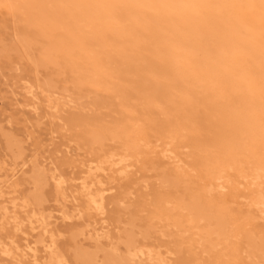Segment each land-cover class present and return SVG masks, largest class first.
Listing matches in <instances>:
<instances>
[{
  "label": "bare ground",
  "instance_id": "1",
  "mask_svg": "<svg viewBox=\"0 0 264 264\" xmlns=\"http://www.w3.org/2000/svg\"><path fill=\"white\" fill-rule=\"evenodd\" d=\"M7 1L15 4H20L22 6L24 18L20 20V23L23 22L24 27L27 28L26 33L23 32L26 35V38L23 41L25 44H29L33 41L39 42V64L47 65L48 63L50 67L51 65H56V68L54 66L53 67L56 69L58 77L60 75V78H63L61 76L64 75V72H60L59 66L62 65V68L67 67L69 72H71L67 79H65L64 77L65 81L63 80V84L61 85L56 83V80L54 81L53 78L50 79L51 77L47 78L42 83V85H40L43 86V90L41 89L42 91L48 92L47 101H45L48 102V105L51 108H53L56 115L57 112L61 111L62 109L71 111L70 113L69 111H64V113H67L66 118H64V121L62 119L59 120H62L61 123H63L64 125L67 124L68 128L69 126L74 127L75 129L77 128V130L79 128L77 133H75L74 135L76 139L74 140L77 141L81 139L82 141L84 140L83 142H85L86 144L89 143L91 147H96L97 150H94L95 153L93 154V157L91 159L92 163H90L88 169L93 166V170L104 172V164L108 166H114L121 163L124 164L128 158L127 155L123 152V154H120V149H116L117 147H120V144L117 142L119 146L116 144L115 146L117 147H114L111 145V143H108L110 146H107L104 144V141L107 139H112L115 143V141L117 140L124 139V150L129 148H136L137 146H139L140 141H144L147 138L144 137L143 139L142 137H139V139L136 140L137 137L135 139L132 138L133 131L137 130L136 132H138L139 129L141 130L142 127H136L138 122H142L143 124L148 123L149 125H147L150 128L152 125L155 129L161 130L163 132L167 131L166 135H164L168 138V141H165V145L160 149V151L162 152L161 156L165 157L166 159H172L174 150H176L175 147L178 144V137L181 139L179 140L181 142L179 144L180 147L187 146L188 144L196 146L198 153L201 154L199 155L197 153V160L194 161L195 158H193V160L191 161H193L194 163L197 162L196 166L199 168L203 167L204 165L207 167V172L202 168L201 169L203 170V173L206 172L205 177L208 176L207 178L210 179L208 181L206 189L209 192H207L208 194L212 192V186H215L218 191L223 192V190L226 188L225 183L229 181L227 178L228 174H225L224 172H228L230 170L235 171L237 165L239 166L245 163L247 165V170H238L240 167H237V172H235L238 178L235 177V183L233 181L232 183L233 185H236V182L237 184H241L242 180H250L253 184L257 182L259 191L250 200L252 201V205L250 204V206L255 207V209L258 210L259 216L262 218V220H264V155H262L264 154V98H262V92L257 89V86L255 84V78H264V69L251 73V77L247 79V82H242V77L237 75L235 70L228 69L230 64L229 60H227L225 57L222 58V56L228 54L226 55L228 57L230 53L236 51L238 41L240 39L239 36L236 35V32L238 30L237 28L239 26H246L245 21L248 16H259L261 25H264V0H201L198 7H207L214 13L216 10L223 9L227 13H225V15L227 16H221L223 19L219 17V19H221L219 20L214 15H210L207 21L205 20L207 18L203 17L206 22L203 23L200 28H190V30H188L185 25L192 12H190V15L183 14L178 16L177 14L174 19L166 17V19L161 18V20L157 21V18L150 19L149 17L150 20L148 19L145 22L142 19V21L139 22L140 28L138 30H135L134 24H136L138 20H140V18L144 16L145 13H147L144 12L143 9L142 10L144 13L138 11L142 14L140 15L137 11H132L137 10L136 8L132 10H129V8L115 11L110 10L111 4L118 0H76L81 6H83V8H81L82 16L87 15L90 6L89 4L95 3L98 10V17L100 19L99 24L103 27H106L108 30L111 29L113 33L111 38H108V36L110 37V35H108L109 32H107V37L101 35V37L99 38L91 39L87 42V45L75 48L77 52H74L73 54L71 52L72 49L68 47L71 44H67V48L68 50H70L65 51V56L62 54V51L65 50V45L63 44L64 42L62 43L61 41H58L57 38L55 39L56 35L53 34V30H55L56 28H60L61 23L59 21H56L54 17H51L52 13H54V11H52L54 7H50V2L52 0ZM125 1L129 5L137 4L140 7H147L149 16L150 13H153L155 17L157 16L155 12L157 10H160L163 4L166 5L167 9V7H174L175 5L177 6V4L186 2V0ZM193 1L195 2V0ZM189 6H187V8ZM178 7L175 11L176 13H178ZM213 12H211V14ZM72 13L74 14V12H71V14ZM70 15H68V17H70ZM159 15L161 16V13ZM166 15L168 16L169 13H167ZM135 18H137L138 20H136ZM30 21H32L31 23H33L32 26L28 25ZM90 26L91 25H89V27ZM158 28H162V31H165V33H156ZM86 30L90 31L88 27ZM133 33H137L135 36V41H131V43L129 44V36ZM244 36L247 35L245 34ZM127 43L130 46V50L127 55L123 56V54L121 53L125 51L123 50V48ZM118 45H123L121 46L122 49L120 46L119 48H116L120 49L119 51L114 49ZM206 52H211L212 57L209 56L210 53L208 56L204 55V53ZM61 54L63 55L62 57H64V65L59 64V66H57L58 62L56 63L55 59L57 58V55L62 59V57L60 56ZM82 55L85 56L84 60H82V58H84V56ZM116 56H120L121 58L117 59L115 58ZM262 66L260 65V67ZM251 67H253V65ZM210 75L212 79H210ZM118 80H121L123 82V85L116 83ZM35 89L30 84V86L26 89V93L35 98L37 97V92L35 91ZM102 92H105L106 96L103 97V99L100 98V100L99 94L100 97H102ZM52 94H59V97L53 96ZM29 103H27L26 105L31 107L30 110H32L33 113H36L38 111L37 100L33 99L31 103ZM113 104H117L115 106L119 105V112L126 111L125 116H121L120 113L116 111L117 109L114 110V108H112V106H114ZM98 106H102V108L99 107V111L95 110L94 112L90 111V113H81V111L85 108L92 110L94 107ZM110 106L112 109L110 108ZM103 108L104 110H102L103 112H101V109ZM115 113L117 114L118 118H115ZM37 114L40 113L38 112ZM113 114H115V120L113 119ZM144 115H148L149 117L147 116L148 119H144L141 121L140 118ZM110 117H112L111 120H109ZM143 130L145 129L143 128ZM30 135L28 136L30 137ZM26 139L29 138L27 137ZM112 140L111 142H113ZM247 142L251 144V150L248 149L250 146L246 148ZM81 144L83 145L82 142ZM104 145L105 147H103ZM144 146L145 145H143V147ZM91 147L89 146L90 149ZM197 156L200 157L201 160H199ZM173 157L176 158V156ZM189 157L190 156L188 155V158ZM192 157H194V155H192ZM183 159L181 160L183 161ZM2 162L0 163L1 212L5 211L6 208L4 197L6 195V187L14 181L18 174L24 172V168L22 170L19 169L16 160L15 162ZM198 164H200V166ZM179 166H177L178 169ZM196 166L194 167L197 168ZM176 171L173 170V173H175ZM165 172H163L162 169V172L159 171V174H157L159 182L158 184L160 185L161 181V184L164 185L166 190L168 189L167 187H176L174 188V193H178L182 190V192H180L181 196L179 195V193L177 195H173L172 192L171 195H162L155 197L156 206H158V208L163 207V210L164 208L166 209L167 207H169V204H171V208L166 210L169 213L173 211L172 213L175 212L176 214V219L173 221V224L171 222V227L176 228V231L178 230L179 232H181V235L183 234V232L187 233L192 230H198L196 234L200 236L198 238H200L201 241H199V239L197 241L196 239L197 244L195 242L196 246L194 249L196 250V247H198L200 248L201 253L205 254L215 252L220 244L216 242V240L218 241V239L225 237L226 224L229 220L233 219V216H229L231 215V212L228 215L229 209L227 210L224 206L215 208L213 207L214 205L212 206L211 204L207 206L200 205V201L197 200L199 198L195 196V194L193 196V193L195 192L192 193L190 191V193L188 191L190 187H188L189 184L188 186L187 184H184V179L182 180L184 185H179L181 183L180 182L178 184L180 180L179 177H170ZM187 174L181 175V178H184L183 176ZM192 175L193 173L190 176ZM44 176L46 175L39 172L33 174V176L31 177L37 184H39L40 189L46 182ZM49 178L51 179L54 188L58 189L59 191L63 190L62 185H64L65 180L61 176V174L58 173V171L54 170ZM177 178L179 179L176 180ZM80 185L85 194V197L88 199L91 205V208L94 209L97 215L104 216V190L100 189L99 191L92 192V185L85 182L84 180H81ZM160 186L161 188L163 187L162 185ZM178 186L179 188H181V190L179 189L180 191L177 189ZM174 189L171 190L174 191ZM143 190L145 191V189ZM187 191L188 193H190L189 195H187L189 197L188 202L187 199L185 200L183 198V195L186 194L184 192ZM182 193L184 194L182 195ZM149 195L151 194L149 193ZM38 197L40 199L38 200L42 201V195ZM153 209L154 208H151V211ZM160 212L161 210L157 212V214H159ZM169 213H166V215L169 216L170 214H172ZM130 214L131 212L128 214L129 217H127V220L128 218H130ZM25 215L28 223L30 224V229H33V218H37V214L33 213L32 215ZM182 215L187 216L188 225L186 224V229H184L183 225H181L185 222L184 221L181 223L180 219H183ZM42 216L38 217L36 220L38 221L37 224L39 226L43 225V233L45 234L49 232V228L45 217ZM11 217L12 219L10 220L15 223V228L26 235V233L24 231H21L20 229L22 222L24 223L23 219H18V215L16 214H13V216ZM137 217L131 215V221L129 223L127 221L128 224H126L125 221L126 232L124 233V229L122 230V233L121 231L119 232V234L121 233L120 237L122 234L125 235L122 237V244L119 243V245L121 244L124 248L123 253H120L118 251L117 242L115 246L109 247L110 249H104L105 247H103V249H99L100 246L97 245L99 248H96L95 252L97 254L99 252L102 254V258L100 259V261L102 260L101 264H136L140 262L139 259L142 260L143 258H146L154 262L155 264H179L173 262L171 258H166L164 255L165 253L173 255L172 248H167L166 252L163 254L164 256H162L161 250L158 247H152L151 243L150 246L148 245L147 241L150 240V235L153 234V232L156 234L154 230L155 226L151 221L145 222L144 225L142 224L143 222H139V224L137 225V219L139 220L140 218L139 216ZM9 218L10 216L7 215L6 211L1 214L0 230L10 221ZM68 218L71 217L63 213V219ZM173 218L174 217H172V220ZM135 220L136 222H134ZM202 223H204L207 227L200 230L198 227ZM167 225L170 224H165L164 229H166ZM80 229L82 230V228ZM162 229L163 227L161 228V230ZM170 230H167V232ZM78 231L80 232L79 229ZM170 232H168L169 236ZM73 234H75V232ZM98 234L94 235L98 236ZM119 234L117 233V239L119 237ZM247 237L248 236H246L245 238V247L247 249L245 251H248L249 253H247L248 258L250 257V260L252 259L251 261H249V263L252 262L251 264H258V259H264V236H262L261 234L255 237L253 235L249 236L248 238ZM54 238L50 237L47 242H42L44 243V247L49 248V250L47 251V258L46 256L43 257L45 259L42 258L44 262L43 264H69L65 256L59 253L61 250L57 251ZM39 240H42V238H39ZM113 243L114 242H112V245H114ZM182 243L185 242L183 241ZM35 244L36 243L33 241L25 242V245H23V247L21 248L20 245L17 244L14 240L9 243H5L0 237V246L2 247V253L4 255L12 257L14 261L12 262V264L24 263L23 261H20V259L16 258L18 253L26 255V257H29L31 259L34 258L33 260L35 261V256L38 250V248L36 247L37 245ZM190 246L191 245H189V247ZM195 250L192 251L195 252ZM26 251L29 253V255L26 254ZM186 251H188V249ZM97 254L89 253L86 251H78L75 253L76 259L79 260L81 264H95L96 258H98ZM192 254V256L187 257L180 263L201 264L198 253L197 255H195L196 253ZM231 257V259L233 260L236 259L235 254H232ZM100 261L97 264H100ZM230 261L231 260H229V262ZM234 262L235 261H233V263ZM30 263L31 261H29V264Z\"/></svg>",
  "mask_w": 264,
  "mask_h": 264
},
{
  "label": "rangeland",
  "instance_id": "2",
  "mask_svg": "<svg viewBox=\"0 0 264 264\" xmlns=\"http://www.w3.org/2000/svg\"><path fill=\"white\" fill-rule=\"evenodd\" d=\"M200 1L201 0H195L194 2L193 0H186V2L184 3L182 2L180 4H177V6L175 5L174 7H167V9H166V5L163 4L162 8L163 7L164 8L163 9L161 8L162 9V10L160 9L161 11L157 10L155 12L157 14L156 17L153 13H150L149 16L147 7L144 6L140 7L137 4L129 5L125 0H118L112 3L110 10L115 11V10H122L124 8L125 9L129 8V10H132L136 8L137 10H132V11H137V12L140 11L142 13L147 12L145 14L148 15L146 16L144 14V16L140 18V20L135 18L136 20H138V22L134 24L135 30H138L140 28L139 22H141L142 19L145 22L149 19V17L150 19L157 18L158 21L161 20V18L166 19V17L170 19H174L177 16V14L178 16L183 14L190 15V12H192L191 16L189 17L185 25L186 28L190 30V28L192 29L200 28L201 25H203V23H205L208 20L210 15H214L218 19L219 17L222 18L227 16L225 15L226 12L223 9L216 10L214 13L212 10L210 11L207 7H198V5H200L199 4ZM193 3L196 5H194ZM50 5H51L50 7L52 8L54 7V9L52 10L54 11V13H52L51 17H54L56 21H59L61 23V27L53 30V34L56 35V37L54 36L55 39L57 38L58 41H61L62 43L64 42L63 44L65 45V50L62 51L63 52L62 54L64 56H65L64 54L65 51L70 50V49L68 50L67 44L69 45L71 44L68 47L72 49L71 52L73 54L74 52L75 53L77 52L75 48L87 45V42L90 41L91 39L99 38L101 37V35L107 37L106 34L107 32L109 33L111 32L110 34L108 33V35H110V37L108 36V38L112 37V33H113L112 30L111 29L108 30L106 27H103L99 24L100 19L98 17V10L95 3L89 4L90 5L89 11L87 12V15L84 16L81 15L82 13L81 8H83V6H81L76 0H67V1L52 0L50 2ZM187 6L189 7L187 8ZM177 7H178L177 10L178 13L175 12ZM142 9L144 10V12ZM71 12H74V14L73 13L71 14ZM140 12L138 13L142 15ZM166 12L169 13L168 16L166 15L167 14ZM211 12L213 13L211 14ZM160 13L162 17L159 15ZM23 15L24 13L22 10V6L20 4H15L7 0H0V161L1 162L3 161L2 163H4L11 161L15 162L16 160L19 169L22 170L24 168V172L18 174L17 177L14 179V181L10 183L5 189V194H6L4 196L6 203L5 211L7 215L10 216L9 220L12 219L11 216H13V214L18 215V219H23L24 223L22 222L20 229L21 231H24L26 233L25 235L23 232H20V230H17L15 228V223L10 220L2 228L3 230L2 229L0 230V237L5 243L6 242L9 243L14 240L17 244L20 245L21 248L23 247V245H25V242L33 241L36 243L35 245H37L36 247L38 248L37 254L35 256V261L33 260L34 258L31 259L21 253H18L16 258L20 259V261H23L26 264H29V261H31L30 264H43L44 263L43 259H45L43 257L46 256L47 258L48 256L47 251L49 250V248L44 247L43 244L47 242L50 239V237L54 238V236H55L54 240L56 242L57 251L61 250L59 253L65 256L69 264H81L79 260L76 259V255H75V253L78 251H86L89 253L97 254L95 252V249L99 248L97 245L100 246L99 249H103V247H105L104 249H106L115 246L117 242L118 251L120 253H123L124 248L121 244L123 242L122 237L125 235L122 234L120 237V234L122 233L123 229H124L123 230L124 233L126 232L125 221L126 224H128L131 221V215L132 216L134 215L135 217L137 216L140 217L139 220L137 219V225L139 224V222L140 223L143 222L142 223L143 225L145 224V222H149V221L153 222L155 226L154 230L156 234L153 232V234H151L153 236L150 235L151 238L149 237L150 240L148 238L149 241H147V243L149 246L151 243L152 247L155 246L154 248L158 247L161 250L162 256L165 255L166 258H171L173 262L183 264L180 262H182L187 257L192 256L193 255L192 253L194 254L196 253L195 255H197L198 253L201 264H230V263L251 264L252 262L249 263V261H251L252 259L250 260V257L248 258L249 253L248 251H245L247 250L245 247V238L246 236L249 237L251 235L255 237L257 235L262 234V236H264V220H262V218L259 216L258 210L255 209V207L250 206V204L252 203V201L250 200L259 191V188L257 186V182L253 184L250 180H242L241 184H237L236 182V185L235 184L233 185L232 183V181L234 182V178L237 177L236 174L237 167H240L238 170L242 169V171L244 170L246 171L247 165L245 163L239 166L237 165L235 170L236 172L234 170L228 171L229 173L224 172L225 174H228L227 178L229 180L228 182L225 183L226 188L223 190V192H220L215 188V186H212L213 190L212 192H210V194H208L209 192L206 189H207L208 181L210 179L207 178L208 176L205 177V174L207 172L206 171L207 167L205 165L201 167L204 171H206L205 173H203V170L196 166L197 162L194 163L193 161H191L193 160V158H195L194 161H196L197 160L196 155L201 154L198 153L196 146L193 145L195 147L194 148L192 144L190 145L188 144L187 146L180 147L179 144L181 142L179 140L181 139L178 137L177 138L178 144L175 147L176 150H174V155H173L176 156L177 159L173 156L172 159H166L165 157L161 156L162 152L160 151V149L165 145V141L166 142L168 141V138L165 137L167 131L163 132L161 130L155 129L152 125L150 128L148 126L149 125L148 123L147 125V124H143L142 122H138L136 127L137 128L142 127V128L141 130L139 129L138 131L139 133L136 132L137 130L133 131L132 138L135 139L137 137L136 138L137 140L139 139V137H142L143 139L145 137L148 140L145 139L146 141L145 140L140 141L141 145L139 144V146H137L136 148H129L124 150L123 148L124 139L117 140L115 141V143L112 139H107L105 140L106 142L104 141V144L107 146H110L109 145L110 143L114 147H117L115 146L116 144L118 146L120 144L121 148L117 147L116 149H120V154L124 153L127 155L128 158L124 164L121 163L122 165L116 164L114 166H108L104 164L103 168L105 167V170L108 168L106 171L104 170V172L99 170L98 171L93 170L94 169L92 168L93 166L91 167L92 169L91 168L88 169V166L90 165V163H92L91 159L93 157V154L97 150L96 147L92 146L93 147L92 148L89 143L86 144L85 142H83L84 140L82 141L81 139L75 141L76 139L74 135L75 133H77L79 128L78 130L77 128L75 129L74 127L71 126H69L68 128L67 124L64 125L63 123H61L62 120L64 121V118H66L67 116L66 112L69 111L70 113L71 111L62 109L61 111L57 112L56 115L53 108H51L48 105V102H46L48 92L42 91L43 86H41L42 83L47 78L50 77H51L50 79L53 78L54 81L56 80V83L61 85L63 84V80L65 81V79L69 77V74L71 72H69L67 67L62 68L61 64L64 65V59H63L64 57H62L63 56L62 54L60 56L62 57L63 60L60 57H58V55L55 60L56 63L58 62L57 66H59V64L61 65L59 67H60V72H64V75L61 76L63 78H60V75L58 77L56 73L57 71L55 69L56 65H51L50 67L48 63L47 65L39 64L38 62L39 59L38 50L40 45L39 42L33 41L30 42L29 44H25L23 41L26 38V35L23 32L26 33V29H27L26 27H24L23 22L20 23V20L24 18ZM68 15H70L71 18L68 17ZM203 17L207 18L205 19L206 21L204 20ZM31 22L32 21H30L28 25L32 26L33 23ZM81 23L84 24L82 25ZM245 23L246 26H239L237 28L239 32L237 30L236 35L239 36L240 39L238 41L236 51L230 53L228 57L226 56L228 54L222 56V58L225 57L230 62L228 69L235 70L236 74L242 77L241 78L242 82H247V79L251 77V73H254L258 70L261 71L262 69H264L262 68L264 67L262 66L264 65V25H261V21H259V16H248ZM196 24H197V28H196ZM89 25L91 26L89 27ZM87 27L90 29V31L86 30ZM160 32L165 33V31H162V28H158L156 33L159 34ZM78 34H80L81 36ZM136 34L137 33L135 34L133 33L129 36L130 38L129 44L131 43V41H135ZM245 34L247 36H244ZM60 37L62 40L60 39ZM67 41H69L70 43ZM129 44L127 43L126 45H124L123 50H125L126 52L124 51L123 53H121L123 54V56L128 54L130 50ZM119 46L121 47L123 45H118L114 49L119 51L120 49H116L119 48ZM256 51L259 53H257ZM204 55L206 56L209 55L210 57H212L211 52H206L204 53ZM115 58L120 59L121 57L116 56ZM84 59L85 56L84 58H82V60ZM259 63L262 67H260ZM252 65L253 67H251ZM260 78L261 77L255 78V84L257 86V89L260 92H262L261 94L262 98H264V83H262L264 82V78L261 79ZM210 79H212L211 75H210ZM116 83L123 85L122 84L123 82L121 80H118ZM30 84L34 87V89L36 88L35 91L37 92L36 96L38 98L37 97L34 98L30 96V94L26 93V89L30 86ZM101 94L102 97H100L99 94V99L100 98L103 99V97L106 96L105 92H102ZM52 95L59 97V94H52ZM27 97L28 98L31 97L32 100L33 99L37 100L38 111L36 113H33L32 110H30L31 107L26 105L31 100V98L28 99ZM115 105L112 106V108H114V110L117 109L116 111L119 112L120 111L119 105L118 106ZM99 107L100 106L94 107L92 110L85 108L81 111V113L82 114L86 112L90 113V111L94 112L95 110L98 109L100 110V108H102V106L100 108ZM86 109H88L89 111ZM102 110H104V108L101 109V112H103ZM64 111L66 112L64 113ZM38 112L40 114H37ZM119 113L121 116H125L126 111H121ZM115 114H113L114 120L115 118H118L117 114L115 117ZM147 116L148 115L141 116L140 120L142 121L144 119L145 120L148 119L149 116L148 117ZM59 119L62 120L60 121ZM111 119L112 117L109 118V120ZM143 128L145 130H143ZM28 135H30V137ZM27 137L29 139H26ZM111 140L113 142H111ZM81 142L83 143V145L81 144ZM142 143L143 145H145L144 147ZM105 145L103 147H105ZM89 146L91 147V149L89 148ZM251 147H252L251 144L247 142L246 148L251 150L252 149ZM191 154L194 155V157H192ZM188 155L190 156L189 158ZM197 158L201 160L200 157L197 156ZM181 159H183V161ZM192 164L197 168H195ZM198 165L200 166V164ZM177 166H179L180 170L178 169ZM181 168L184 169L182 170ZM162 169L163 172L166 171L165 173H167L170 177L171 176L175 178L179 177L181 180V181L179 180L178 182V184L181 182L179 185L183 186L184 184H187L188 186L189 184L188 187H190L191 189L189 188L188 191L189 192L191 191L192 193L195 192L193 193V196L195 194V196L199 198L197 200L200 201V202L198 201L200 205L207 206L211 204L212 206L214 205L213 207L215 208L224 206L227 210L229 209L228 215L231 212V215L229 216L231 217L233 216L232 217L233 219L229 220L228 221L229 223L227 222L226 224L225 227L226 238L223 237L221 239H218V241L216 240V242L220 244L215 252L209 254L201 253V250L198 247H196V250L198 249L196 252L194 248L197 244V241L198 239L199 241H201V239L198 238L200 236L196 234L198 230H192L187 233L183 232V234L181 235L180 234L181 232H179L178 230L176 231V228L173 227L175 229L174 230L171 227L173 221L176 219L175 212L174 213H172L173 211L170 212L173 214L172 215L168 211H166L169 208H171V204H169V207H167L166 209L164 208L163 210H162L163 207L158 208V206H156L155 197L162 195H171L172 192L173 195H177L178 193L180 195V192H182L179 186L177 189L178 190L180 189L181 191L179 190L180 192L178 193H174L175 192L174 188L176 187L173 188L167 187L168 189L166 190L164 185L161 184L160 181V185H162L165 190L163 189V187L161 188V186L158 184L159 182H158L157 174H159V171L162 172ZM54 170L58 171V173H60L65 180L64 185H62L63 187L62 191H59L58 189L54 188L52 181L49 178ZM173 170L176 172L173 173ZM39 172L46 175L44 176L46 182L41 189L39 188V184H37L31 178L33 174ZM183 173L184 174L189 173V174L185 175L186 177L183 176L184 178H181V175H184ZM190 173L191 174L193 173L194 176L193 175L190 176L191 175ZM179 178H177L176 180H178ZM183 179L185 180L184 184L182 181ZM81 180H84L85 182L90 183L92 185L91 188L92 192L99 191L100 189L104 190L103 191L104 199H105L104 200L105 213L103 214L104 216L97 215L94 209L91 208V205L88 199L85 197V194L81 188L80 185ZM142 188L145 189V191ZM171 189L172 190L174 189V191H172ZM204 190L206 193L204 192ZM188 191L184 192L186 193L185 195H183L184 193H182V195L184 196L182 197L185 200L187 199V202L189 199L187 195L191 193V192L188 193ZM149 193L151 195H149ZM40 195H42V201H39L40 199L38 196ZM207 199L210 203L207 201ZM151 208L154 209L151 211ZM158 209L159 211L161 210L159 214H157V212H159ZM5 211L2 212L0 211V217L1 214H3V212ZM24 212L25 214H30V215H32L33 213L37 214L38 217H41L43 215L45 217L46 222L48 223L49 232L45 234L43 233V225L39 226L37 224L38 221L36 219L38 217L33 218L34 219L33 229H30L29 226L30 224L28 223V220L26 219V215L24 214ZM130 212H131L130 218H128L127 220V217H129L128 214ZM63 213L69 215L71 218L63 219ZM166 213H169L170 215L168 216L166 215ZM172 217H174L173 220ZM161 218L162 219L164 218L163 221ZM182 218L183 219H180L181 223L185 221L184 222L185 224L182 223L181 225H183L184 229H186L185 227L188 225L187 216L182 215ZM134 222H136V220ZM164 222L165 224H170L166 226L167 230L171 229L170 230L171 232L168 231L170 232V236L167 230L164 229L165 228ZM162 227L164 229V230L162 229L163 232L161 230ZM206 227L207 226L204 223H202L199 225L198 228L202 230L205 229ZM80 228H82V230ZM78 229L80 230V232L78 231ZM127 229H128V225H127ZM73 231L75 232L77 237L75 236V234H73L74 233ZM120 231L121 233L119 234ZM117 233L119 234L118 239H117ZM94 234L95 235L98 234V236H95ZM39 238L40 239L42 238V240H39ZM181 240H183L185 243H182L183 241ZM43 241L44 243H42ZM112 242H114L113 243L114 245H112ZM119 243L121 244L119 245ZM189 245H191L190 247L192 248H190ZM167 248H172L173 255H169L165 253ZM187 249L188 251H186ZM192 250H195V252ZM26 254L29 255L27 251ZM98 254H97L98 258H96L95 264L99 263L100 259L102 258V254L100 252ZM232 254L236 255L235 260L231 259ZM229 260L231 261L229 262ZM139 261L140 262L136 264L139 263L155 264L154 262L146 258H143L142 260L139 259ZM233 261L235 262L233 263ZM12 262H14L12 257L4 255L2 253V247L0 246V264H12ZM101 262L102 260L100 261V264ZM257 262L258 264L260 263L264 264V259L262 260L258 259Z\"/></svg>",
  "mask_w": 264,
  "mask_h": 264
}]
</instances>
